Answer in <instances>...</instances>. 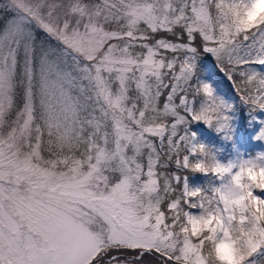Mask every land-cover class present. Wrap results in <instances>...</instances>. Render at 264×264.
I'll list each match as a JSON object with an SVG mask.
<instances>
[{
	"label": "snow or ice",
	"instance_id": "6c2138e0",
	"mask_svg": "<svg viewBox=\"0 0 264 264\" xmlns=\"http://www.w3.org/2000/svg\"><path fill=\"white\" fill-rule=\"evenodd\" d=\"M0 264H264V0H0Z\"/></svg>",
	"mask_w": 264,
	"mask_h": 264
},
{
	"label": "trees",
	"instance_id": "16d2710c",
	"mask_svg": "<svg viewBox=\"0 0 264 264\" xmlns=\"http://www.w3.org/2000/svg\"><path fill=\"white\" fill-rule=\"evenodd\" d=\"M227 85L225 84V87H226Z\"/></svg>",
	"mask_w": 264,
	"mask_h": 264
}]
</instances>
